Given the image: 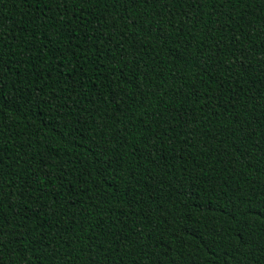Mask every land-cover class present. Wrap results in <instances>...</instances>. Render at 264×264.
Returning a JSON list of instances; mask_svg holds the SVG:
<instances>
[{
	"label": "trees",
	"instance_id": "obj_1",
	"mask_svg": "<svg viewBox=\"0 0 264 264\" xmlns=\"http://www.w3.org/2000/svg\"><path fill=\"white\" fill-rule=\"evenodd\" d=\"M0 264H264V0H0Z\"/></svg>",
	"mask_w": 264,
	"mask_h": 264
}]
</instances>
